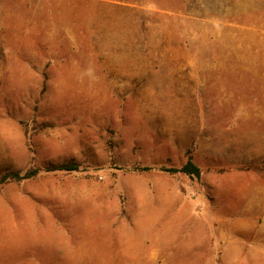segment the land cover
<instances>
[{
  "label": "rangeland",
  "instance_id": "1",
  "mask_svg": "<svg viewBox=\"0 0 264 264\" xmlns=\"http://www.w3.org/2000/svg\"><path fill=\"white\" fill-rule=\"evenodd\" d=\"M30 168L0 264H264V0H0V177Z\"/></svg>",
  "mask_w": 264,
  "mask_h": 264
},
{
  "label": "trees",
  "instance_id": "2",
  "mask_svg": "<svg viewBox=\"0 0 264 264\" xmlns=\"http://www.w3.org/2000/svg\"><path fill=\"white\" fill-rule=\"evenodd\" d=\"M186 162L185 164L180 168H170V169H163L161 168V171L167 172V173H181L184 175H187L189 177L199 178L201 171L200 169L195 165V163L192 160L191 150H188L186 152ZM144 171H150L152 168L145 167L143 169ZM45 172H65V173H72V172H78L80 171V166L75 163H66L61 164L58 166H51L44 169ZM40 170L35 168H30L26 170L25 172L15 171V172H9L0 177V189L4 186L15 183V182H21L24 180H29L38 175Z\"/></svg>",
  "mask_w": 264,
  "mask_h": 264
},
{
  "label": "bare ground",
  "instance_id": "3",
  "mask_svg": "<svg viewBox=\"0 0 264 264\" xmlns=\"http://www.w3.org/2000/svg\"><path fill=\"white\" fill-rule=\"evenodd\" d=\"M255 141H257L256 139H254ZM263 147V146H262Z\"/></svg>",
  "mask_w": 264,
  "mask_h": 264
}]
</instances>
